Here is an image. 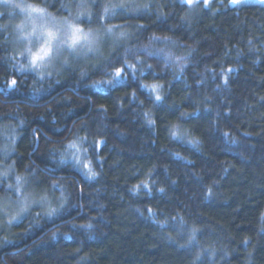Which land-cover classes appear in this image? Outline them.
<instances>
[{"label":"clouds","instance_id":"9594fccd","mask_svg":"<svg viewBox=\"0 0 264 264\" xmlns=\"http://www.w3.org/2000/svg\"><path fill=\"white\" fill-rule=\"evenodd\" d=\"M261 67L264 0H0V264H264Z\"/></svg>","mask_w":264,"mask_h":264},{"label":"trees","instance_id":"16d2710c","mask_svg":"<svg viewBox=\"0 0 264 264\" xmlns=\"http://www.w3.org/2000/svg\"><path fill=\"white\" fill-rule=\"evenodd\" d=\"M250 4L254 5L256 2H249ZM255 10V9H253ZM257 76L264 75V67L254 70ZM241 81H248V84H241L240 89L244 91L245 89H255L257 92L264 90V83H261L259 80H253L247 71L242 72L240 74ZM38 256H43L45 259L48 258V254L46 252L39 253Z\"/></svg>","mask_w":264,"mask_h":264},{"label":"rangeland","instance_id":"374dc122","mask_svg":"<svg viewBox=\"0 0 264 264\" xmlns=\"http://www.w3.org/2000/svg\"><path fill=\"white\" fill-rule=\"evenodd\" d=\"M249 2H257V0H249Z\"/></svg>","mask_w":264,"mask_h":264},{"label":"snow or ice","instance_id":"6c2138e0","mask_svg":"<svg viewBox=\"0 0 264 264\" xmlns=\"http://www.w3.org/2000/svg\"><path fill=\"white\" fill-rule=\"evenodd\" d=\"M155 87V86H154Z\"/></svg>","mask_w":264,"mask_h":264}]
</instances>
